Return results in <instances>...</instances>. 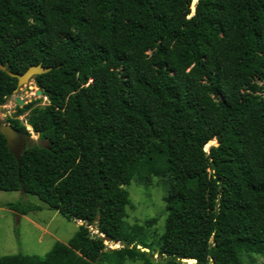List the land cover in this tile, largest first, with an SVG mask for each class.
<instances>
[{
    "label": "trees",
    "instance_id": "obj_1",
    "mask_svg": "<svg viewBox=\"0 0 264 264\" xmlns=\"http://www.w3.org/2000/svg\"><path fill=\"white\" fill-rule=\"evenodd\" d=\"M191 1L0 0V64L50 68L32 78L47 105L17 106L25 124L7 119L37 141L17 161L0 134V192L81 223L44 256L0 264H151L155 220L125 223V187L160 175L169 189L153 244L165 264L264 258V0H197L194 13ZM16 89L0 71V106Z\"/></svg>",
    "mask_w": 264,
    "mask_h": 264
},
{
    "label": "rangeland",
    "instance_id": "obj_2",
    "mask_svg": "<svg viewBox=\"0 0 264 264\" xmlns=\"http://www.w3.org/2000/svg\"><path fill=\"white\" fill-rule=\"evenodd\" d=\"M37 87L33 80L18 88L16 92L0 106V126L9 124L7 119L17 118L25 124L28 112L16 117V99L22 101L19 108L28 103L33 107L47 105L46 98L37 94ZM28 137L20 135L18 150L21 151L29 141L36 142L37 135L25 126ZM215 145V142L210 144ZM207 144L205 148L207 149ZM129 194L130 204L126 207L124 221L127 225H144L146 220L154 219L155 223L147 228V240L145 244L153 254L151 264H165L164 259L157 254V247L153 241L161 236L166 218L165 205L162 198L169 189V177L160 175L154 177L147 186L131 182L125 187ZM19 199L41 206L39 211H31L20 217L6 208L0 207V257L4 255L22 253L25 255L44 256L57 241L66 243L81 224L76 221H67L57 212L50 211L36 197L23 195L20 192H0V203L16 202ZM21 220V221H20ZM30 220V221H29ZM90 230H92L90 228ZM108 247L117 248L116 245L104 241ZM121 247L120 244L117 245ZM253 262L248 258H242V264H264V258L255 256ZM124 264H143L139 260H127Z\"/></svg>",
    "mask_w": 264,
    "mask_h": 264
},
{
    "label": "water",
    "instance_id": "obj_3",
    "mask_svg": "<svg viewBox=\"0 0 264 264\" xmlns=\"http://www.w3.org/2000/svg\"><path fill=\"white\" fill-rule=\"evenodd\" d=\"M197 0H192L191 1V6H190V11L191 13H194L195 7L194 4ZM0 71L6 73L8 76L15 78L17 80V89L22 87L23 85L29 83L34 76L45 74L50 71V68H44L40 64L38 65H32L27 68V70L22 73V74H13L6 70L4 66L0 64ZM16 89V90H17ZM16 90L14 92H16ZM13 92V93H14ZM41 90L37 89V94H41ZM16 104L18 106L22 105V101L19 100L18 98L16 99ZM0 134L5 138L7 148L8 150L15 156L16 160L18 161V144H19V139H20V134L9 124H5L0 126ZM215 142V145H217V142ZM211 142H208V145L210 146ZM104 241L108 242V239H104ZM116 245L117 248H119L117 245L119 243H113ZM140 248V247H138ZM111 249H114L111 247ZM116 249V248H115ZM182 262L187 263V264H194L196 263V260L194 259H183Z\"/></svg>",
    "mask_w": 264,
    "mask_h": 264
},
{
    "label": "crops",
    "instance_id": "obj_4",
    "mask_svg": "<svg viewBox=\"0 0 264 264\" xmlns=\"http://www.w3.org/2000/svg\"><path fill=\"white\" fill-rule=\"evenodd\" d=\"M10 212H12V211H10ZM19 216L22 217V219H23V218H26L25 215H19ZM20 221H21V220H20ZM29 221H30V220H29Z\"/></svg>",
    "mask_w": 264,
    "mask_h": 264
}]
</instances>
